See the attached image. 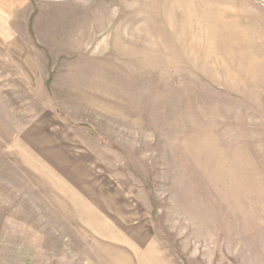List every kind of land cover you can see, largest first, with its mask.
I'll return each mask as SVG.
<instances>
[{
  "label": "rangeland",
  "instance_id": "374dc122",
  "mask_svg": "<svg viewBox=\"0 0 264 264\" xmlns=\"http://www.w3.org/2000/svg\"><path fill=\"white\" fill-rule=\"evenodd\" d=\"M0 264H264V0H0Z\"/></svg>",
  "mask_w": 264,
  "mask_h": 264
}]
</instances>
